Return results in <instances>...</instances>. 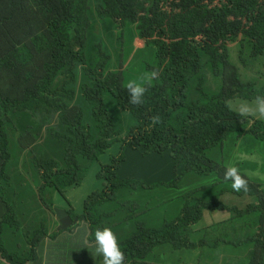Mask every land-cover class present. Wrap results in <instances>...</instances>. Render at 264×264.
<instances>
[{
    "label": "trees",
    "instance_id": "1",
    "mask_svg": "<svg viewBox=\"0 0 264 264\" xmlns=\"http://www.w3.org/2000/svg\"><path fill=\"white\" fill-rule=\"evenodd\" d=\"M64 1L67 0H0V221L20 227L21 238L46 240L49 235L52 215L48 214L49 208H43L46 203L41 185L32 176L25 177L15 160L19 142L35 137L36 123L39 127L46 124L65 148L59 155L63 163L59 156L57 160H44L55 175L68 165L71 177L67 188L81 186L91 172L93 179L102 184L101 190L92 192L84 201L89 213L97 218L95 229L89 228L90 239L97 229L110 227L120 233L121 249L128 256L136 246L140 247L139 253H156L153 258H139L133 263L126 259V264H168L165 256L197 248L194 227L210 206L209 201L196 196L198 191L211 187L210 183L200 184L204 177L216 170L218 184L230 182L222 178L226 167L218 160L223 161L226 155L232 157L247 140L264 143V121L237 113L196 120L182 96H171L181 53L191 44L186 40L189 35L180 30L173 38L166 37L182 18L213 6L227 18L233 17L234 27L243 33L246 42L264 48V10H260L264 9V0H102L96 10L86 2L89 16L84 19L77 15L63 19L58 12L68 10L63 7ZM99 19L109 29L112 40L128 25L136 27L148 54H153V64L148 66L160 70L156 85L163 81L167 95L147 92L142 105H132L124 84L104 77L105 71L112 68L107 59L84 55ZM82 22L84 26L77 34ZM55 45L61 46V55L48 60ZM216 47L210 45V52ZM252 52L255 54V50ZM16 74L19 78H15ZM146 75L140 74L135 81ZM253 86V82L246 84L247 88ZM247 97L255 99L250 94ZM157 114L162 122L152 127L150 117ZM252 121L259 127L256 135L245 131V125ZM149 127L151 130L145 131ZM214 143H220V147L215 148ZM211 148L215 149L210 156L196 161L194 173L185 176L191 159ZM38 166L45 174V167ZM169 167L173 176L164 180ZM193 179L200 184L197 188ZM47 183L50 193L54 185L49 180ZM54 189L64 198L62 191ZM184 190V194L193 196L190 208L182 199ZM256 190L263 192L261 186L256 188L248 181V191ZM174 200L184 205L178 219L156 229L148 227V218L161 213L162 205ZM66 203L71 208L70 201ZM82 214L88 217L84 211ZM139 215H145L141 225L144 233L140 236L135 221ZM59 217V231L65 233L73 224L66 225L63 214ZM206 237L211 239L209 234ZM4 247L0 241V251ZM24 255L21 247L11 256L12 264ZM190 260L181 264L195 262Z\"/></svg>",
    "mask_w": 264,
    "mask_h": 264
},
{
    "label": "rangeland",
    "instance_id": "2",
    "mask_svg": "<svg viewBox=\"0 0 264 264\" xmlns=\"http://www.w3.org/2000/svg\"><path fill=\"white\" fill-rule=\"evenodd\" d=\"M86 2L90 4L91 10H96L102 4V0H67L63 2V7L68 10H60L58 14H63V19L75 18L76 15L84 19L89 16ZM260 10L264 9L260 7ZM102 22L99 19V25L92 33L84 55L90 54L98 60L107 59L112 68L105 71L104 77L124 84L127 89L128 83L135 81L140 74H149L154 70L148 66V63L153 64V54H148L147 47L139 39L134 25L130 24L118 31L116 40H112L109 29L103 26ZM82 26L83 22L79 25L77 34ZM180 30L189 35L186 40L191 44L185 46L181 53L177 75L179 79L176 78L171 96L176 98L182 96L196 120L207 115L225 117L237 113L236 107L240 103L254 101L247 97L248 94L254 98L261 96L264 87V48L246 42L243 33L234 27L233 17L227 18L217 7H202L182 18V22L173 26L166 38H173ZM121 38L125 41L121 42ZM212 44H216L217 47L215 51L210 52ZM60 55L61 46L55 45L48 60ZM93 64L101 65L100 62ZM15 78L19 76L16 74ZM157 81L151 82L148 93L153 96L167 95L164 82L157 86ZM135 82L141 83L142 80ZM248 82H253L254 86L247 88ZM1 90L2 88L0 94ZM208 104L216 108L212 109ZM39 125L35 124L33 130L36 134L33 139L27 137L19 142L16 163L25 177L32 176L40 183L42 198L50 210L48 214L54 219L51 232L60 229L59 224L62 222L57 218L59 214H63L68 221L66 225H74L56 239L48 241L34 236L21 238L19 233H23V230L20 227L0 221V241L5 244L0 251V264H8L10 253L19 247L24 248L26 253L14 264H103V257L96 253V243L89 240L88 228L95 229L97 218L89 213L84 202L92 192L101 190L102 184L93 179L91 172L81 186L68 189L67 181L71 177L68 175V165L62 166L60 174L55 175L49 162L44 160V158L49 161L57 160L56 157L62 155L65 144L54 136L48 125L42 124L40 127ZM245 131L256 135L259 127L252 121L245 125ZM213 145L215 148L220 147V143ZM215 148L192 158L185 176L194 173L192 166L195 162L208 158ZM233 153L232 157L226 155L223 161L218 160V163L225 165L226 168L238 166L241 175L246 174L245 178L252 181L256 188L261 186L263 192L257 190L255 193L243 190L235 192L231 187V181L226 185L217 183L220 177L216 170L210 176L204 177L200 184L210 183L211 187L207 191H198L196 196L209 201L210 206L207 212H204L203 219L194 227L197 248L192 252L188 250L165 256V262L168 264H181L189 258L195 260L193 264H264V143H251L247 140L242 143L240 150L236 148ZM234 156L236 158H233ZM58 158L63 163L62 158L60 156ZM38 164L45 167V174L40 173L42 169ZM171 169L172 167H169L164 180L173 176ZM47 180L49 184L62 191L64 198L54 187L50 193L47 192L49 189ZM193 182L195 188L200 185L197 180L193 179ZM183 188L184 186H181V189ZM203 188L204 186L200 189ZM173 197L174 194L171 198ZM182 199L187 208H190L193 202L192 194H184ZM66 200L70 201L71 208ZM183 206L178 200L164 203L160 209L161 213L148 218L147 226L156 229L178 219ZM83 211L88 217L82 214ZM144 216L139 215L135 219L136 232L139 236L144 233L141 230ZM17 217L18 220L22 218L20 212ZM85 231L88 233V241L83 238ZM114 233L119 239L120 233L117 231ZM207 234L211 235V239L206 237ZM201 241L207 244L204 245ZM138 249L140 247L136 246L130 252L131 255L125 254L126 259L133 263L140 260L139 258L156 256L152 251L139 253ZM199 249L203 251L199 252ZM253 261L257 262L252 263Z\"/></svg>",
    "mask_w": 264,
    "mask_h": 264
},
{
    "label": "clouds",
    "instance_id": "3",
    "mask_svg": "<svg viewBox=\"0 0 264 264\" xmlns=\"http://www.w3.org/2000/svg\"><path fill=\"white\" fill-rule=\"evenodd\" d=\"M160 70L154 69L145 77L141 83L131 81L127 85L129 95V103L132 105H142L144 103L145 94L151 87L153 80H158ZM231 103V102H229ZM237 115L240 117H254L264 119V96L255 97L254 101L242 102L236 107ZM162 122V118L157 114L150 117L151 126L154 127ZM151 128H146L145 131H150ZM246 175V174H245ZM245 175H241L238 166H229L224 171V180H230L231 187L235 192L248 191V180ZM55 239V238H53ZM92 242L96 243V253L103 257V264H125L126 256L122 251L117 235L110 227L97 229L95 236H92Z\"/></svg>",
    "mask_w": 264,
    "mask_h": 264
},
{
    "label": "crops",
    "instance_id": "4",
    "mask_svg": "<svg viewBox=\"0 0 264 264\" xmlns=\"http://www.w3.org/2000/svg\"><path fill=\"white\" fill-rule=\"evenodd\" d=\"M36 190V189H35ZM68 205V204H67ZM43 208H44V210H46L47 208H49L48 207V205L47 204H45V205H43ZM58 219H60V217L58 218ZM53 223H54V219H53V216H51V222H50V224H49V227H48V231H49V235H48V237L46 238V240H48V241H51V239H53V238H57V237H59L61 234H62V232H60L59 230L58 231H56V232H54V233H52L51 232V226L53 225ZM74 225V224H73ZM72 225V226H73ZM89 229V228H88ZM90 234H92V232H91V230L89 229V235ZM83 238H84V240H86V241H88V233L85 231L84 233H83ZM21 247H19V248H16V249H14L11 253H10V255H9V257H8V264H12V262H11V256L13 255V254H15L16 253V251L17 250H19ZM25 253H26V251H25Z\"/></svg>",
    "mask_w": 264,
    "mask_h": 264
}]
</instances>
